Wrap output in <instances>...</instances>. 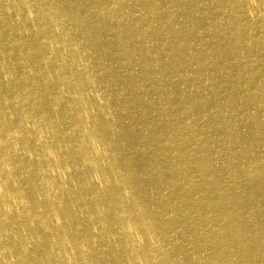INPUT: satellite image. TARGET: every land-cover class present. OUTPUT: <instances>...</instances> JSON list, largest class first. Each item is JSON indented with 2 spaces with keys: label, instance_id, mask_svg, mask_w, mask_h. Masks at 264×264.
<instances>
[{
  "label": "bare ground",
  "instance_id": "1",
  "mask_svg": "<svg viewBox=\"0 0 264 264\" xmlns=\"http://www.w3.org/2000/svg\"><path fill=\"white\" fill-rule=\"evenodd\" d=\"M0 264H264V0H0Z\"/></svg>",
  "mask_w": 264,
  "mask_h": 264
}]
</instances>
